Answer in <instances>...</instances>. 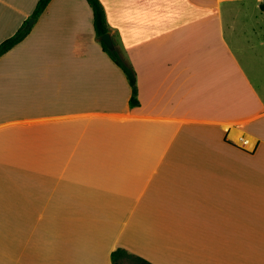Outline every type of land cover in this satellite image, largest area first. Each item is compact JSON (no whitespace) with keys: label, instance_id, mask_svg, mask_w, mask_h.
<instances>
[{"label":"crops","instance_id":"0c3cea01","mask_svg":"<svg viewBox=\"0 0 264 264\" xmlns=\"http://www.w3.org/2000/svg\"><path fill=\"white\" fill-rule=\"evenodd\" d=\"M100 1L138 105L86 0L0 56V264H264L261 0Z\"/></svg>","mask_w":264,"mask_h":264},{"label":"trees","instance_id":"16d2710c","mask_svg":"<svg viewBox=\"0 0 264 264\" xmlns=\"http://www.w3.org/2000/svg\"><path fill=\"white\" fill-rule=\"evenodd\" d=\"M50 0H38L31 15L30 18H33L35 21L37 17L42 13V11L45 9L46 5L48 4ZM88 5L90 6L92 10V16H93V29L94 34L98 42L100 43L102 50L111 58V60L120 67V69L123 71L128 84L130 85V97H129V105L130 106H136L138 105L139 101L137 98V85H136V74L133 69V67L126 63L120 56V52L117 48H109L107 47L100 39L99 37L109 32V26L106 18V12L105 9L101 3L100 0H86ZM260 9L264 12V4L262 2L259 3ZM31 29V25L28 24V20L23 21V23L16 29V31L2 40L0 42V56L10 50L13 46L18 44L21 40H23L26 35L29 33ZM130 256L134 260H136L137 264H152L146 259L139 257L137 255H133L128 253L126 250L121 248H116L111 253V260L112 264H121L122 258Z\"/></svg>","mask_w":264,"mask_h":264},{"label":"water","instance_id":"95a60500","mask_svg":"<svg viewBox=\"0 0 264 264\" xmlns=\"http://www.w3.org/2000/svg\"><path fill=\"white\" fill-rule=\"evenodd\" d=\"M261 2L264 4V0H261ZM33 19H29L28 24H31ZM99 39L109 48H114V42L112 40L110 32H106L102 34Z\"/></svg>","mask_w":264,"mask_h":264},{"label":"rangeland","instance_id":"374dc122","mask_svg":"<svg viewBox=\"0 0 264 264\" xmlns=\"http://www.w3.org/2000/svg\"><path fill=\"white\" fill-rule=\"evenodd\" d=\"M29 19H31V18H29ZM29 19H28V21H29ZM121 264H137V263H136V260H134L130 256H126V257L122 258Z\"/></svg>","mask_w":264,"mask_h":264},{"label":"built area","instance_id":"2783aa9c","mask_svg":"<svg viewBox=\"0 0 264 264\" xmlns=\"http://www.w3.org/2000/svg\"><path fill=\"white\" fill-rule=\"evenodd\" d=\"M239 141H241L243 144L249 146L251 144V141L249 138L239 137Z\"/></svg>","mask_w":264,"mask_h":264}]
</instances>
